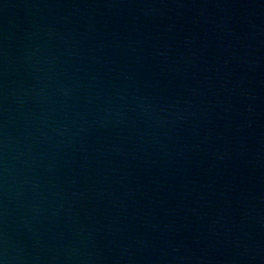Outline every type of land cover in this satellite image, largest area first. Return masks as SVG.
Segmentation results:
<instances>
[{"label": "water", "instance_id": "obj_1", "mask_svg": "<svg viewBox=\"0 0 264 264\" xmlns=\"http://www.w3.org/2000/svg\"><path fill=\"white\" fill-rule=\"evenodd\" d=\"M0 264H264V0H0Z\"/></svg>", "mask_w": 264, "mask_h": 264}]
</instances>
